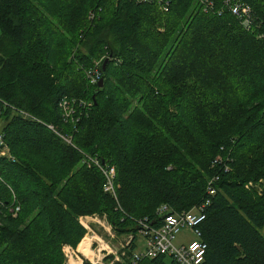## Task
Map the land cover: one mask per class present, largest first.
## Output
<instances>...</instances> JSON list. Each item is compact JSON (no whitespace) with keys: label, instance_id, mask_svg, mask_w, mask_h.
Here are the masks:
<instances>
[{"label":"trees","instance_id":"16d2710c","mask_svg":"<svg viewBox=\"0 0 264 264\" xmlns=\"http://www.w3.org/2000/svg\"><path fill=\"white\" fill-rule=\"evenodd\" d=\"M201 1L170 0L165 12L131 0H0V132L12 157L0 155V264H65L62 246H77L78 216L91 213L133 234L129 256L136 219L158 224L161 204L189 209L214 175L201 264H264V0H241L253 31L223 0ZM95 61L101 86L86 76ZM63 97L90 105L64 118ZM84 154L115 167L116 199Z\"/></svg>","mask_w":264,"mask_h":264},{"label":"built area","instance_id":"2783aa9c","mask_svg":"<svg viewBox=\"0 0 264 264\" xmlns=\"http://www.w3.org/2000/svg\"><path fill=\"white\" fill-rule=\"evenodd\" d=\"M135 3H145V4H155L162 11H168L170 6V0H131ZM203 9L208 10L212 8L213 4L211 1L202 0ZM224 6L235 15L241 26L247 31H253V26L255 25V17L253 13L252 7L241 0H223ZM221 12V11H219ZM94 13L89 12L88 18H93ZM257 37H262V34L257 33ZM86 76L89 79L90 83H95L100 79V71L97 65L86 70ZM86 105L89 106L90 103L78 100L77 98H68L63 97L59 103L62 109V115L64 118H68L73 116L75 105ZM24 116H27L24 112H22ZM48 128H50L53 132H55L59 137H61L64 141L70 142L71 138L61 134L58 130H56L52 125L48 124ZM0 155L6 156L8 158L12 157L9 154L8 147L3 139V135L0 132ZM217 158L214 160L216 161ZM83 162L96 166L102 176L103 183L102 188L103 191L109 193L113 198L116 199V182H115V167L113 165L106 164L105 162H100L99 159L89 156L87 154L83 155ZM218 179V176L214 175L210 178L206 185V194L207 196L201 200L199 203L193 205L189 209L174 211L167 204H161L155 211L156 216L160 217V221L158 224H152V221L147 217L136 219L135 222L139 227L138 233L145 242L144 250L141 252H131L129 255V260L131 264H137L140 260L144 258H155L157 256L164 255L166 257H171L178 264H201L204 259L205 252L207 249L206 242L201 237V229L200 225L206 217V208L210 203V197L213 196L216 192V189L213 183ZM253 184L251 181L246 183L245 187H252ZM260 191V188H258ZM2 205L0 201V206ZM12 215H16L19 211V206H13L9 209ZM84 227L87 225L83 224ZM188 227L192 235H194L193 239H190L188 242H180L175 243L174 240L176 235L179 233L181 228ZM88 235V233H86ZM85 234V235H86ZM84 235V236H85ZM99 238V241L96 242L95 248H90L97 252L98 258H88L92 264H102L101 263V252L106 250V253L112 252L111 248L108 244H104L103 240ZM133 240V236H129L128 240L125 242L124 246H129L131 241ZM91 242L90 244H93ZM89 244V245H90ZM100 244L104 247L100 248ZM65 250L71 255L73 249L70 246H66ZM104 255V254H102ZM119 255H126V248L122 249L120 254L115 255V259H119ZM80 264H82V259H78Z\"/></svg>","mask_w":264,"mask_h":264},{"label":"rangeland","instance_id":"374dc122","mask_svg":"<svg viewBox=\"0 0 264 264\" xmlns=\"http://www.w3.org/2000/svg\"><path fill=\"white\" fill-rule=\"evenodd\" d=\"M108 58V57H107ZM100 61H95L93 66L97 65L99 66ZM103 66V64H102ZM3 124V119L0 118V127ZM9 151V149H8ZM83 163V161H81ZM78 221L79 223L83 226V224L87 225V227H84L87 237L90 238V242L93 241H99V238L96 236L98 235L102 240L104 244H108V246L111 248L112 252L106 253V250H103L101 252V263L102 264H112L113 262H121L124 261L126 258L129 260L128 254L126 255H119V259H115V255L120 254L122 249H125L122 247V245H125V242L128 240L129 236H132V233H119L118 231L115 230L114 226L110 223V220L108 216L104 213H91V214H84V215H79L78 216ZM84 234V235H85ZM194 235L191 234L190 229L188 227H183L179 231V233L176 235V238L174 240L175 243H180V242H188L190 239H193ZM135 246L133 248V252H141L144 250L145 247V242L144 239L137 234L135 236ZM81 240L79 241V243ZM77 244V246L79 245ZM66 246H70L73 249V252H71V255L68 254V252L65 250ZM77 246L73 248L71 245L64 244L62 246V252L65 257V264H69L70 258L78 260L82 259V264H85V261L88 262L89 264H92L88 258H93L96 257L98 258V254L96 251L90 249V248H95L96 242H93V244L89 245V255L86 254H81L79 251H77ZM104 246L100 244V248H103ZM92 252V253H91ZM104 254V255H102ZM88 257H84V256ZM93 255V256H92Z\"/></svg>","mask_w":264,"mask_h":264},{"label":"bare ground","instance_id":"6f19581e","mask_svg":"<svg viewBox=\"0 0 264 264\" xmlns=\"http://www.w3.org/2000/svg\"><path fill=\"white\" fill-rule=\"evenodd\" d=\"M89 239H86V237H84L81 242L79 243L77 250L81 251V253L89 255V249H88V244H89ZM92 253V252H91ZM93 256V255H92ZM69 264H80L79 262H75L74 260H72L70 258Z\"/></svg>","mask_w":264,"mask_h":264},{"label":"crops","instance_id":"0c3cea01","mask_svg":"<svg viewBox=\"0 0 264 264\" xmlns=\"http://www.w3.org/2000/svg\"><path fill=\"white\" fill-rule=\"evenodd\" d=\"M260 231V233H261V235L264 237V226L259 230ZM84 237H86V239H89L90 240V238L89 237H87L86 235L84 236ZM83 237V238H84ZM90 242V241H89ZM78 247V246H77ZM88 249H89V244H88ZM77 251H79V250H77ZM80 253H81V251H79ZM82 254V253H81ZM72 260H74L75 262H79L80 263V261H78V260H75V259H73L72 258ZM70 261V260H69Z\"/></svg>","mask_w":264,"mask_h":264},{"label":"water","instance_id":"95a60500","mask_svg":"<svg viewBox=\"0 0 264 264\" xmlns=\"http://www.w3.org/2000/svg\"><path fill=\"white\" fill-rule=\"evenodd\" d=\"M103 66H104V62H103ZM102 81H103V78H100L99 81H98V86L102 85Z\"/></svg>","mask_w":264,"mask_h":264}]
</instances>
